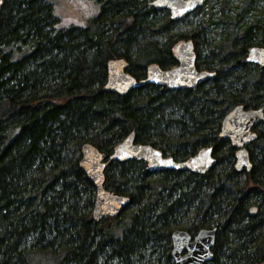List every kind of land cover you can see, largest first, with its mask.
<instances>
[{
	"label": "trees",
	"instance_id": "trees-1",
	"mask_svg": "<svg viewBox=\"0 0 264 264\" xmlns=\"http://www.w3.org/2000/svg\"><path fill=\"white\" fill-rule=\"evenodd\" d=\"M96 1L101 10L86 25L63 24L53 0L0 8V264H173L175 229L213 227L208 264H264V122L246 146L251 169L236 168L237 149L220 136L235 106L264 107V66L243 62L249 47L264 46V9L258 0H207L186 27L190 14L173 19L154 0ZM185 39L198 69L216 77L189 89L104 90L109 61H127L141 80L149 64L177 65L173 48ZM131 132L179 161L212 145L217 163L197 174L111 162L105 186L130 202L96 221L82 145L108 159Z\"/></svg>",
	"mask_w": 264,
	"mask_h": 264
},
{
	"label": "water",
	"instance_id": "water-1",
	"mask_svg": "<svg viewBox=\"0 0 264 264\" xmlns=\"http://www.w3.org/2000/svg\"><path fill=\"white\" fill-rule=\"evenodd\" d=\"M4 0H0V8ZM207 0H154L158 9H168L173 19L179 20L197 10ZM177 65L162 68L157 63L147 66V77L138 80L127 72V61L123 59L109 61V74L104 90L120 94L147 84L165 86L170 90L195 88L201 83L216 77V71L198 69L197 53L194 41L185 39L179 41L173 48ZM244 62L264 66V46L249 47ZM264 121V107L246 109L243 104L232 108L222 119L220 136L229 139L237 148L235 166L238 170L251 169L252 161L247 144L257 140L253 127ZM214 147L204 146L194 155L185 160H176L172 155L151 144L136 142L135 132H131L118 143L109 158L92 143H85L81 148L80 167L88 179L94 184L96 194L92 209L96 221H102L108 216H118L128 206L130 198L127 195L112 192L105 186V169L111 162L126 160H144L150 172L164 169L184 170L197 174H206L217 163L213 154ZM257 206L250 208V214L255 215ZM217 227L202 228L193 235L188 230L178 228L172 233L173 264H208L214 259L213 247L216 243Z\"/></svg>",
	"mask_w": 264,
	"mask_h": 264
},
{
	"label": "rangeland",
	"instance_id": "rangeland-1",
	"mask_svg": "<svg viewBox=\"0 0 264 264\" xmlns=\"http://www.w3.org/2000/svg\"><path fill=\"white\" fill-rule=\"evenodd\" d=\"M73 0H53V3L56 6V13L60 17L61 21L65 25L73 24V25H86L89 18H95L100 10H101V2L96 0H78L80 9L77 10L72 3ZM77 1V0H76ZM212 1V0H211ZM211 1L206 2V6ZM241 0H231L230 5L237 6L240 4ZM259 8L264 9V0H258ZM231 11V10H230ZM256 12V11H254ZM204 11H200L197 15L195 13L190 14L186 20L184 25L186 27H190L191 25L196 26L201 17L203 16ZM231 13H233L231 11ZM184 26V28H186ZM220 39V38H218Z\"/></svg>",
	"mask_w": 264,
	"mask_h": 264
},
{
	"label": "flooded vegetation",
	"instance_id": "flooded-vegetation-1",
	"mask_svg": "<svg viewBox=\"0 0 264 264\" xmlns=\"http://www.w3.org/2000/svg\"><path fill=\"white\" fill-rule=\"evenodd\" d=\"M204 4H205V3H204ZM204 4H203V5H204ZM203 5H201L198 9H200ZM198 9H197V10H198ZM197 10H195V11L193 12V13H195L196 15L199 13V11H197ZM200 11H202V10H200ZM246 55H247V53H246ZM246 55H245V56H246ZM197 58H198V55H197ZM243 62H244V61H243ZM209 80H210V79H209ZM262 122H264V121H262ZM262 122H261V123H262ZM261 123H260V124H261ZM260 124H258V125H256V126L253 127V131L256 132L257 135H258V128H259ZM257 138H258V137H257ZM248 145H249V144H247V146H248ZM232 146H233V145H232ZM235 157H236V156H235Z\"/></svg>",
	"mask_w": 264,
	"mask_h": 264
}]
</instances>
